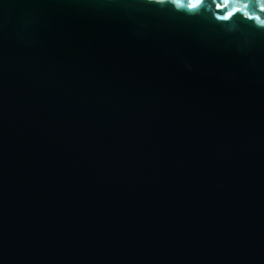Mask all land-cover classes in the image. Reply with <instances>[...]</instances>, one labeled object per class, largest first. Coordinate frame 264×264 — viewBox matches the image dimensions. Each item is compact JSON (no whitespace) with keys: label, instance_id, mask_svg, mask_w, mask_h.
Listing matches in <instances>:
<instances>
[{"label":"water","instance_id":"water-1","mask_svg":"<svg viewBox=\"0 0 264 264\" xmlns=\"http://www.w3.org/2000/svg\"><path fill=\"white\" fill-rule=\"evenodd\" d=\"M0 264H264V3L0 0Z\"/></svg>","mask_w":264,"mask_h":264},{"label":"clouds","instance_id":"clouds-1","mask_svg":"<svg viewBox=\"0 0 264 264\" xmlns=\"http://www.w3.org/2000/svg\"><path fill=\"white\" fill-rule=\"evenodd\" d=\"M162 2V0H161ZM190 7L193 10H196L201 5V0H188ZM230 0H223V3L225 7L229 4ZM262 3H264V0H261ZM237 11V9H233L231 12H228L226 15L219 17V19L227 21L230 20L233 14Z\"/></svg>","mask_w":264,"mask_h":264},{"label":"snow or ice","instance_id":"snow-or-ice-1","mask_svg":"<svg viewBox=\"0 0 264 264\" xmlns=\"http://www.w3.org/2000/svg\"><path fill=\"white\" fill-rule=\"evenodd\" d=\"M203 2H204V0H201V5L203 4ZM217 2L219 3L220 2V0H217ZM160 9H163V8H165L166 6H170V5H165V4H159V5H157ZM200 7V6H199ZM220 12H221V14L223 13V11H224V9L223 8H221L220 10H219ZM197 16H198V14H196L195 12L193 13V15H191V16H188L187 18L188 19H196L197 18Z\"/></svg>","mask_w":264,"mask_h":264}]
</instances>
